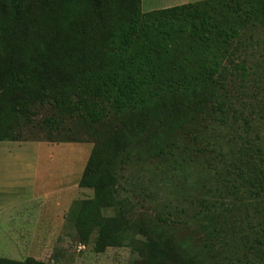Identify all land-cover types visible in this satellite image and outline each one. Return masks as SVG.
Segmentation results:
<instances>
[{
    "label": "trees",
    "instance_id": "trees-1",
    "mask_svg": "<svg viewBox=\"0 0 264 264\" xmlns=\"http://www.w3.org/2000/svg\"><path fill=\"white\" fill-rule=\"evenodd\" d=\"M142 4L0 0V141L31 128L94 143L79 181L93 195L68 215L83 248L129 247L130 264H264V147L251 131L264 121V45H249L264 40V0ZM187 137L191 156L174 151ZM145 158L194 162L210 184L180 212L138 214L132 197L151 195L122 181Z\"/></svg>",
    "mask_w": 264,
    "mask_h": 264
},
{
    "label": "rangeland",
    "instance_id": "rangeland-1",
    "mask_svg": "<svg viewBox=\"0 0 264 264\" xmlns=\"http://www.w3.org/2000/svg\"><path fill=\"white\" fill-rule=\"evenodd\" d=\"M194 1L198 0H143L142 7L144 11H149ZM257 41L264 45L263 37L261 39L259 35L249 38V45L256 44ZM249 95H252L250 91ZM247 102L249 104V101ZM251 121H254L252 138H255L256 134L261 136L259 140L255 139V145L264 147V121L256 124L255 119ZM212 129L218 130L216 125L212 126ZM30 130L31 128L24 129L21 141H0V256L15 260L24 259L28 248L24 249L23 245L29 242L23 240L26 237L23 229L28 230L33 223L38 228L45 226L49 229L53 224L62 222L60 232L56 234L57 240L49 242L47 250L50 253L43 260H53L55 264H130L136 255L129 247H110L103 253H95L92 244H85L86 247L83 248L84 243L75 239L73 224L68 218L74 201L93 195L92 190L80 187L79 181L94 143L85 141L87 138L83 136L76 141L75 131L72 129L69 131L71 138L68 142H50L45 140V133H33ZM188 139L185 138L174 151L179 153L182 149L191 156L194 147H184L192 145L190 139L185 144ZM211 139H217V136L213 133ZM226 142L223 145L228 148ZM224 152L229 154L228 151ZM173 160L151 161L145 158L129 166L128 180L122 181L124 194L134 191L143 196L147 193L152 199L149 203L132 197L131 205L136 213L144 211L155 214L162 209H170L173 212L176 208L177 212H180L183 206L190 205L191 201L197 199L205 185L210 184V172L202 171L198 174L194 162ZM173 164L180 167L173 169ZM33 194L39 195V200L23 201ZM57 198L60 207H52L50 204L56 202ZM45 201L49 203L47 207L52 208L47 209L46 215H43L40 211ZM37 205L39 207L36 208ZM69 205L70 208L65 214L58 217L62 208H68ZM111 213V210L106 212L108 215Z\"/></svg>",
    "mask_w": 264,
    "mask_h": 264
},
{
    "label": "crops",
    "instance_id": "crops-1",
    "mask_svg": "<svg viewBox=\"0 0 264 264\" xmlns=\"http://www.w3.org/2000/svg\"><path fill=\"white\" fill-rule=\"evenodd\" d=\"M26 199V200H25ZM23 201H30V202H34L36 200H39V195L36 196V194H33L27 198H25ZM46 203V206H45ZM45 203L43 202V207L42 210L40 211L43 215H46V210L47 209H51L52 207H54L55 205L57 207H60L58 198L56 200V202L50 204L52 207H47V205L49 203H47L45 201ZM36 208L39 207V205L35 206ZM2 208V206H0V209ZM70 208V205L68 206V208H62L61 213H59L58 217L60 216V214H65V212ZM35 220V218L33 219ZM59 225V227L57 228V226ZM62 227V222L53 224L49 229H46L45 226L42 228H38L36 225L30 224L29 229H23V233L25 234L26 237L23 238V240H25V242H29L26 245H23L24 249L28 248V253L26 254V257H34L36 259H40L43 260L45 257L48 256V254L50 253L49 250H47V248L49 247V242L52 240H57L56 238V234L60 232V229ZM31 235V237H29ZM52 245V244H51Z\"/></svg>",
    "mask_w": 264,
    "mask_h": 264
}]
</instances>
